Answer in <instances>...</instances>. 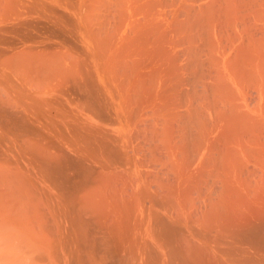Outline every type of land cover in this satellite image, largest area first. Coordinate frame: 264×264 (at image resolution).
I'll use <instances>...</instances> for the list:
<instances>
[{"label": "bare ground", "instance_id": "1", "mask_svg": "<svg viewBox=\"0 0 264 264\" xmlns=\"http://www.w3.org/2000/svg\"><path fill=\"white\" fill-rule=\"evenodd\" d=\"M0 264H264V0H0Z\"/></svg>", "mask_w": 264, "mask_h": 264}]
</instances>
